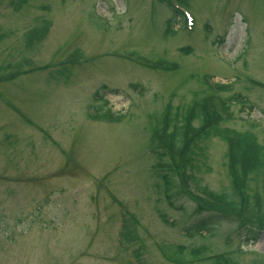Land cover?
I'll return each instance as SVG.
<instances>
[{
	"label": "rangeland",
	"instance_id": "374dc122",
	"mask_svg": "<svg viewBox=\"0 0 264 264\" xmlns=\"http://www.w3.org/2000/svg\"><path fill=\"white\" fill-rule=\"evenodd\" d=\"M182 3L192 30L176 16L165 37L173 12L157 0H0V68L30 69L0 82V264H210L209 255L225 252L252 264L264 256V230L245 243L230 221L209 223L217 218L194 212L176 175L164 191L151 167L149 115L201 95L204 78L230 84L216 93L230 113L219 125L251 131L264 146V0ZM37 25L29 46L24 35ZM75 51L77 64L57 75ZM95 92L120 122L87 118V106L102 105ZM201 146L205 159L192 174L226 190L224 141L210 135ZM183 184L196 189L189 178ZM199 247L207 251L191 258Z\"/></svg>",
	"mask_w": 264,
	"mask_h": 264
},
{
	"label": "trees",
	"instance_id": "16d2710c",
	"mask_svg": "<svg viewBox=\"0 0 264 264\" xmlns=\"http://www.w3.org/2000/svg\"><path fill=\"white\" fill-rule=\"evenodd\" d=\"M174 18L175 15L172 20ZM172 20L165 22V35L172 33ZM41 28L37 25L24 35L29 46L36 41ZM189 50L180 49L184 53ZM229 89L230 85L226 84H217L214 89L205 86L201 95L195 93L193 99L185 105L175 109L166 105L160 113L149 115L152 119L146 147L154 160L152 169L160 173L164 191L174 185L173 176L176 175L178 181L189 178L197 190L205 195V198H199L187 193L194 202V212H211L218 219L211 220V224L223 219L230 221L237 230L243 232L247 243L255 241L258 233L264 230V146L257 142L251 131L238 132L219 125L223 118L217 113L221 111L227 113V116L230 113L228 99H221L215 92H226ZM214 98H217L218 104L213 101ZM107 104L106 100H102V105L93 106L94 119L112 123L121 121L123 115L111 112ZM210 135L219 137L226 146L224 165L229 184L222 192L210 190L192 174L205 159L201 144ZM175 182L174 186L178 188ZM179 188L181 191L180 182ZM157 214L163 223H168L164 214ZM203 227L206 224L197 228ZM128 232L130 230L126 228L122 236L124 239L130 236ZM200 232L197 231L201 236ZM204 251H207L206 247L193 248L188 254L193 258L203 255ZM208 258L211 259L210 264H237L228 252L209 255ZM252 264H264V256Z\"/></svg>",
	"mask_w": 264,
	"mask_h": 264
}]
</instances>
